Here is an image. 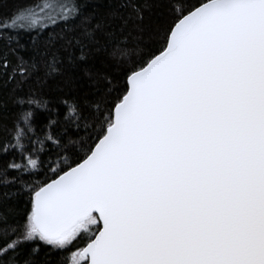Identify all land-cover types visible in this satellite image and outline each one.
<instances>
[{
  "label": "snow or ice",
  "instance_id": "snow-or-ice-1",
  "mask_svg": "<svg viewBox=\"0 0 264 264\" xmlns=\"http://www.w3.org/2000/svg\"><path fill=\"white\" fill-rule=\"evenodd\" d=\"M163 2L0 0V264H264V0Z\"/></svg>",
  "mask_w": 264,
  "mask_h": 264
},
{
  "label": "trees",
  "instance_id": "trees-1",
  "mask_svg": "<svg viewBox=\"0 0 264 264\" xmlns=\"http://www.w3.org/2000/svg\"><path fill=\"white\" fill-rule=\"evenodd\" d=\"M4 7L2 11L7 14L11 12L14 9L25 7L29 4H32L35 2V0H3ZM93 2H100L104 3L105 6H107V0H93ZM189 3H198L199 0H188ZM140 6L143 8V15H144V24H156V23H163L168 18V9L166 5L164 4L163 0H151L150 6H146L143 3V0H139ZM119 6V5H117ZM126 14H131L133 18H135V13L132 11V8L129 7L127 9H122ZM134 23V20L130 22L129 28H132V25ZM3 69H0V72H2ZM3 79H6V77L0 78V82H2ZM11 85H7L3 89H0L2 91L4 98L9 100L10 103V97H9V91ZM24 203L27 202V197L24 198ZM75 243V242H74ZM84 242L81 241V243L78 245V247H83ZM76 248L71 249V251H75Z\"/></svg>",
  "mask_w": 264,
  "mask_h": 264
},
{
  "label": "rangeland",
  "instance_id": "rangeland-1",
  "mask_svg": "<svg viewBox=\"0 0 264 264\" xmlns=\"http://www.w3.org/2000/svg\"><path fill=\"white\" fill-rule=\"evenodd\" d=\"M76 251V250H75ZM74 252V251H73Z\"/></svg>",
  "mask_w": 264,
  "mask_h": 264
}]
</instances>
